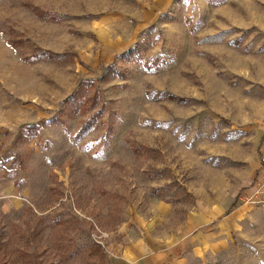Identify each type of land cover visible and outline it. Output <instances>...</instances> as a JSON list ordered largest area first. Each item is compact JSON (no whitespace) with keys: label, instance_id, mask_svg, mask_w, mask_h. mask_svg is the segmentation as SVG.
I'll return each instance as SVG.
<instances>
[{"label":"rangeland","instance_id":"374dc122","mask_svg":"<svg viewBox=\"0 0 264 264\" xmlns=\"http://www.w3.org/2000/svg\"><path fill=\"white\" fill-rule=\"evenodd\" d=\"M263 144L264 0H0V264H264Z\"/></svg>","mask_w":264,"mask_h":264},{"label":"trees","instance_id":"16d2710c","mask_svg":"<svg viewBox=\"0 0 264 264\" xmlns=\"http://www.w3.org/2000/svg\"><path fill=\"white\" fill-rule=\"evenodd\" d=\"M31 10H33L35 13H38V10L30 7ZM86 81H82L79 84V88L76 89L69 97V99H67V101L70 103V105L66 106L65 109H62L60 111V115L61 116H57V117H52L49 120H43L40 122H36L33 124H29V125H25L21 128V130L19 131L18 134V139L20 141H27L29 142L30 140L36 138L38 141L41 140L40 134H39V130L42 128V126L46 125V124H51V123H63L64 122V118L67 117V115H69L71 112L73 113L76 109V105L78 102H80V100H82L80 107L82 109L87 110H93L96 108V106L98 105V103L101 101L100 98V91L98 89V87L95 88L94 82L93 81H89L91 79H85ZM91 90H94V92H91ZM72 105V106H71ZM103 106V105H102ZM102 107L99 108L98 110H95L92 112V114L89 116V119L85 121V123H83L81 129L79 130L77 136L79 137L80 133H84L86 131H88L91 127L93 126H97L98 123H100V120L102 118ZM71 116V115H70ZM95 126V127H96ZM82 133V134H83ZM76 136V137H77ZM81 136V135H80ZM0 170L4 171V173H6V171L3 168V165L0 164ZM240 195L237 196V200L239 199ZM234 207V204L232 205V208Z\"/></svg>","mask_w":264,"mask_h":264},{"label":"built area","instance_id":"2783aa9c","mask_svg":"<svg viewBox=\"0 0 264 264\" xmlns=\"http://www.w3.org/2000/svg\"><path fill=\"white\" fill-rule=\"evenodd\" d=\"M248 202L264 205V144L261 148L260 165L250 188Z\"/></svg>","mask_w":264,"mask_h":264},{"label":"crops","instance_id":"0c3cea01","mask_svg":"<svg viewBox=\"0 0 264 264\" xmlns=\"http://www.w3.org/2000/svg\"><path fill=\"white\" fill-rule=\"evenodd\" d=\"M237 198V197H236ZM240 198V197H239Z\"/></svg>","mask_w":264,"mask_h":264}]
</instances>
